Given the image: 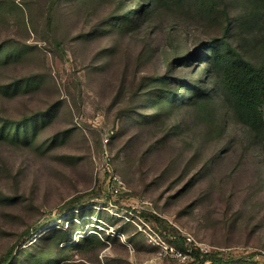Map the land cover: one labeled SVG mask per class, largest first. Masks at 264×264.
Wrapping results in <instances>:
<instances>
[{"label": "rangeland", "instance_id": "1", "mask_svg": "<svg viewBox=\"0 0 264 264\" xmlns=\"http://www.w3.org/2000/svg\"><path fill=\"white\" fill-rule=\"evenodd\" d=\"M142 1L0 0V264H264V126L202 49L264 64V2Z\"/></svg>", "mask_w": 264, "mask_h": 264}, {"label": "trees", "instance_id": "2", "mask_svg": "<svg viewBox=\"0 0 264 264\" xmlns=\"http://www.w3.org/2000/svg\"><path fill=\"white\" fill-rule=\"evenodd\" d=\"M148 2L149 0H143L139 3V6L134 8V13L142 15L146 11L142 6H146ZM257 16L255 13L250 17L240 16L238 22L242 21L243 27L250 28L259 23L260 20L257 19ZM202 49L206 51L205 55H211L209 64L206 66V72L209 73V68L213 66L217 67L218 72L217 80H213L212 85L206 89V92L222 88L230 98L231 106L240 120L255 131L262 129L264 126V64L253 62L237 45L225 37L207 40ZM200 88L201 86H196L193 89L194 93ZM139 212L146 221L155 222L156 224L166 222L164 218L153 212L147 210ZM171 228L177 232L174 226H171ZM175 237L177 245L183 248L181 236L177 235ZM11 251L12 248L1 256L0 262H6ZM190 251L196 264H227L245 257L204 251L197 246H192Z\"/></svg>", "mask_w": 264, "mask_h": 264}, {"label": "built area", "instance_id": "3", "mask_svg": "<svg viewBox=\"0 0 264 264\" xmlns=\"http://www.w3.org/2000/svg\"><path fill=\"white\" fill-rule=\"evenodd\" d=\"M122 180L113 173L110 172L107 178V186L113 194H118L121 188Z\"/></svg>", "mask_w": 264, "mask_h": 264}]
</instances>
